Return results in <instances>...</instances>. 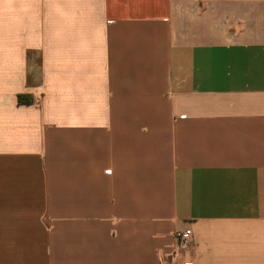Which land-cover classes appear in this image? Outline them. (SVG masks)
Listing matches in <instances>:
<instances>
[{
	"label": "crops",
	"instance_id": "crops-1",
	"mask_svg": "<svg viewBox=\"0 0 264 264\" xmlns=\"http://www.w3.org/2000/svg\"><path fill=\"white\" fill-rule=\"evenodd\" d=\"M185 230L179 264H264V0H0V264Z\"/></svg>",
	"mask_w": 264,
	"mask_h": 264
},
{
	"label": "built area",
	"instance_id": "built-area-1",
	"mask_svg": "<svg viewBox=\"0 0 264 264\" xmlns=\"http://www.w3.org/2000/svg\"><path fill=\"white\" fill-rule=\"evenodd\" d=\"M174 238L176 241V247L172 251V262L169 264H179L180 258L186 252H191L195 248L194 233L192 230L176 232Z\"/></svg>",
	"mask_w": 264,
	"mask_h": 264
},
{
	"label": "trees",
	"instance_id": "trees-1",
	"mask_svg": "<svg viewBox=\"0 0 264 264\" xmlns=\"http://www.w3.org/2000/svg\"><path fill=\"white\" fill-rule=\"evenodd\" d=\"M28 102V101H27Z\"/></svg>",
	"mask_w": 264,
	"mask_h": 264
}]
</instances>
